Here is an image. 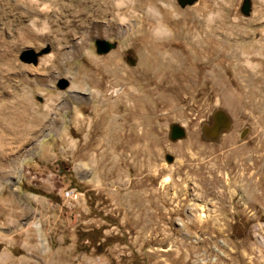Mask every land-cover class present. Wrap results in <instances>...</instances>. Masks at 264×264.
Masks as SVG:
<instances>
[{"label": "rangeland", "instance_id": "1", "mask_svg": "<svg viewBox=\"0 0 264 264\" xmlns=\"http://www.w3.org/2000/svg\"><path fill=\"white\" fill-rule=\"evenodd\" d=\"M170 1L0 0V264H264V62L234 46L259 3ZM178 39L217 71L171 74L160 106L136 69Z\"/></svg>", "mask_w": 264, "mask_h": 264}, {"label": "bare ground", "instance_id": "2", "mask_svg": "<svg viewBox=\"0 0 264 264\" xmlns=\"http://www.w3.org/2000/svg\"><path fill=\"white\" fill-rule=\"evenodd\" d=\"M167 1H169L168 5H171L170 4L171 1L170 0H167ZM262 1L257 0V2L259 3L258 7H256L254 11L252 12L251 16L245 20L244 24L246 27H248V29L246 30V40L241 38L240 39L241 41L239 40L237 41L238 42L237 44H234V46L237 49H239L240 47L243 48L241 49V57H244L243 62L249 65L250 68H252L251 62L253 61L255 62L260 61L262 63L264 62V2ZM118 4L119 2L117 1L114 2L115 7H117ZM170 10H173V9L170 8ZM154 18L156 20V27L154 28V36L157 39L167 38L171 36V32L161 23V17L155 14ZM253 28L255 29L253 30ZM254 32L258 33L259 38L256 39L252 36ZM121 33L125 34L126 30H121ZM168 42H166V44L164 43L165 44L164 46L168 47L167 49H165L167 53H164V55H166L167 58L165 60L163 59L166 62H160L151 55L152 49L156 50L155 45H153V46H150L151 48L149 47L146 48L144 52L146 54L145 57L140 56L142 65L140 66V68L136 69V71L138 72L148 73L149 78L146 80L150 79L151 83H154L153 88L150 91L147 90L148 93L152 92V93L157 94L158 90L161 91L160 95H158L157 97V104L160 106L161 105L164 106L167 104L169 105V101H170L169 96L165 92V90L168 89V87H164L163 89L162 86H165L164 83H167L169 78H170V81L168 82L174 83L172 82V79H171L173 75L175 76L182 75L183 77L180 76L181 82H182L184 77L187 79V77L198 76L199 74L198 70L199 68L203 67L204 64L209 65V67L211 68L213 72L216 73L217 71L216 70L217 66L216 67L214 66L217 64L213 60L214 58L217 57V52H216L217 46L216 45H213L210 43L209 46L207 45V47H205L204 49H199V51L197 52H193L191 50L192 53H190L188 46L184 41L182 43L181 40L178 39L176 43L174 44L168 43ZM162 45H160L159 47L163 48L164 46ZM246 47H249V49H246ZM84 49H85L84 46L79 43L71 46V52H76L78 50L83 52ZM113 57H117L116 54L110 56L109 57L110 60ZM52 61H53V56H48L47 58L40 60V63L42 66H47ZM98 63L100 64L101 62H98ZM143 69H147V70L144 71ZM263 69L264 67L262 65V70ZM171 74L173 75L171 76ZM238 74L240 75V73ZM58 75L60 77L61 74H58ZM176 86L177 87L175 88L178 89L180 84L177 83ZM93 94H95L96 97L99 96L97 92L95 93L93 92ZM254 94L255 93L252 90V93H248L246 95V97H248V102H251V100L254 98L253 96ZM23 112L25 111L23 110ZM22 119L23 118H21V120ZM38 141H40V137L37 138L35 142L38 143ZM34 227L38 228L39 225L35 224Z\"/></svg>", "mask_w": 264, "mask_h": 264}, {"label": "water", "instance_id": "3", "mask_svg": "<svg viewBox=\"0 0 264 264\" xmlns=\"http://www.w3.org/2000/svg\"><path fill=\"white\" fill-rule=\"evenodd\" d=\"M195 0H176L177 4L179 7L184 8L187 5H191ZM248 11V1L246 0L244 5H243V9L242 12L244 14H246ZM94 45H95V50L97 54H106L110 49L113 48V45L110 44L109 42H106L104 40H95L94 41ZM22 62L25 63H30V64H36L37 63V56L29 53L25 54L22 58H21ZM67 85V83L65 81L61 82V86L65 87ZM184 136V131L182 128L176 126V125H172L170 126V138L172 140H177L180 138H183ZM167 162H170V157L166 158Z\"/></svg>", "mask_w": 264, "mask_h": 264}, {"label": "built area", "instance_id": "4", "mask_svg": "<svg viewBox=\"0 0 264 264\" xmlns=\"http://www.w3.org/2000/svg\"><path fill=\"white\" fill-rule=\"evenodd\" d=\"M64 197L66 200H68L70 202H74L73 200H75V198H77V194H75L73 192V190H68L64 193Z\"/></svg>", "mask_w": 264, "mask_h": 264}]
</instances>
